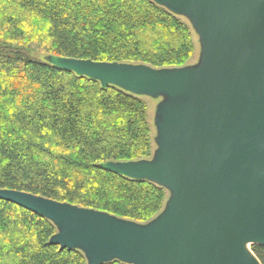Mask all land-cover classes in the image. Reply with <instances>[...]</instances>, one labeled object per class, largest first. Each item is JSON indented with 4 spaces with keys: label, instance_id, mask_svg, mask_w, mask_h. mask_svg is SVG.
I'll return each mask as SVG.
<instances>
[{
    "label": "trees",
    "instance_id": "1",
    "mask_svg": "<svg viewBox=\"0 0 264 264\" xmlns=\"http://www.w3.org/2000/svg\"><path fill=\"white\" fill-rule=\"evenodd\" d=\"M199 37L153 0H0V190H16L137 224L165 210L168 190L106 169L148 161L146 102L37 56L187 67ZM57 226L0 200V264H89L52 245ZM264 264V245H251ZM104 264H128L114 260Z\"/></svg>",
    "mask_w": 264,
    "mask_h": 264
},
{
    "label": "water",
    "instance_id": "2",
    "mask_svg": "<svg viewBox=\"0 0 264 264\" xmlns=\"http://www.w3.org/2000/svg\"><path fill=\"white\" fill-rule=\"evenodd\" d=\"M186 17L202 48L197 66L56 58L54 64L134 95L163 96L153 159L106 169L170 192L148 224L16 190L0 200L58 228L50 244L89 264H261L264 245V0H153Z\"/></svg>",
    "mask_w": 264,
    "mask_h": 264
},
{
    "label": "rangeland",
    "instance_id": "3",
    "mask_svg": "<svg viewBox=\"0 0 264 264\" xmlns=\"http://www.w3.org/2000/svg\"><path fill=\"white\" fill-rule=\"evenodd\" d=\"M180 17L183 18L184 20L188 21V19L186 17H184V16H180ZM195 43H196V52H195L193 58L188 62L187 67L197 66L201 61L202 48H201L199 41H197L196 38H195ZM37 57H38V59L40 58L42 61L47 62V63H51V64H53L55 59H56V58H53V57L48 56V55H39ZM137 96L146 102L148 120L153 127V133H152L153 153H152L151 157L149 158L151 160V159H153L154 154L157 150V143H156L157 131H156V127H155L157 111H158L159 106L165 101V98L163 96H158V97H151L148 95H137ZM169 198H170V192L168 191V199ZM248 248L251 249V245L248 246Z\"/></svg>",
    "mask_w": 264,
    "mask_h": 264
},
{
    "label": "bare ground",
    "instance_id": "4",
    "mask_svg": "<svg viewBox=\"0 0 264 264\" xmlns=\"http://www.w3.org/2000/svg\"><path fill=\"white\" fill-rule=\"evenodd\" d=\"M249 246V245H248Z\"/></svg>",
    "mask_w": 264,
    "mask_h": 264
}]
</instances>
